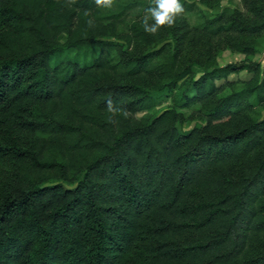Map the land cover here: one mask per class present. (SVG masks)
<instances>
[{
  "label": "trees",
  "instance_id": "obj_1",
  "mask_svg": "<svg viewBox=\"0 0 264 264\" xmlns=\"http://www.w3.org/2000/svg\"><path fill=\"white\" fill-rule=\"evenodd\" d=\"M257 1L153 36L151 0H0V264H264L263 66L213 63L259 49Z\"/></svg>",
  "mask_w": 264,
  "mask_h": 264
},
{
  "label": "rangeland",
  "instance_id": "obj_2",
  "mask_svg": "<svg viewBox=\"0 0 264 264\" xmlns=\"http://www.w3.org/2000/svg\"><path fill=\"white\" fill-rule=\"evenodd\" d=\"M187 1L188 3H193L197 6L195 7L193 12H186L185 16L187 17L190 24L195 25L200 22L201 20V14H204L205 16H213L215 14L223 12L226 8L231 9H238L245 13V15H249L250 11L248 8V5L251 3L252 0H181ZM264 1V0H263ZM248 3V4H247ZM257 4L263 5L264 2L262 0L257 1ZM110 8H106V12L109 13ZM66 36L62 35L60 37V40L62 42L65 41ZM259 49L255 51L252 55H242L233 53L228 47L225 48L223 51H219L216 55V61H213L214 64L217 65H225L230 62H242L244 59L256 61L263 66L264 70V33L259 38ZM200 54H205L203 49H200L198 51ZM92 54L90 53L87 56V61H90L92 59ZM198 54L197 51L193 52L191 51L188 54V59L195 60L197 59ZM55 58H53L52 63L54 64ZM193 70L196 72L197 75H200L202 73V68L198 64H194ZM232 80L236 81H246L251 78V74H248L246 72L240 73V74H232L230 77ZM223 83V82H219ZM192 91V88L188 87V83L181 85L179 88H177L174 92H172L169 96L164 97V100L159 105V110H163L167 107L176 106L178 109H180L182 112L186 113L187 116H190L192 112L194 111V108H188L183 106V95L188 92ZM230 88H226L224 92H222L221 96H225L227 93H230ZM190 94V92H188ZM201 121L199 120H188L183 125H180V131L186 132L190 129H192L197 124H200Z\"/></svg>",
  "mask_w": 264,
  "mask_h": 264
},
{
  "label": "clouds",
  "instance_id": "obj_3",
  "mask_svg": "<svg viewBox=\"0 0 264 264\" xmlns=\"http://www.w3.org/2000/svg\"><path fill=\"white\" fill-rule=\"evenodd\" d=\"M75 3V0H71ZM98 7L112 8L115 0H94ZM185 11L181 0H151V4L145 10V15L142 18V26L145 33L149 35H157L161 29L173 27L176 20ZM89 26L92 21L89 20ZM107 110L111 113L120 111L114 109L111 100L107 102ZM127 115V113H124Z\"/></svg>",
  "mask_w": 264,
  "mask_h": 264
}]
</instances>
